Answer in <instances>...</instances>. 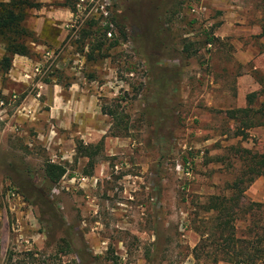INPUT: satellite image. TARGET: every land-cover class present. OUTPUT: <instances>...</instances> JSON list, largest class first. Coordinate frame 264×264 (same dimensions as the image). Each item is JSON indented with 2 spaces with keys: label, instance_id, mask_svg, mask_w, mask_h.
<instances>
[{
  "label": "rangeland",
  "instance_id": "374dc122",
  "mask_svg": "<svg viewBox=\"0 0 264 264\" xmlns=\"http://www.w3.org/2000/svg\"><path fill=\"white\" fill-rule=\"evenodd\" d=\"M103 3L105 18L96 9ZM95 7L47 47L64 54L45 76L33 75L39 57L0 70V264H263L264 177L238 196L224 249L208 244L220 238L205 208L210 196H234L228 185L245 167L244 151L264 154V126L241 138L225 116L244 105V75L256 89L250 107L264 109V73L254 69L264 51V0ZM103 21L110 38L95 35ZM75 53L81 64L72 65ZM50 81L67 105L57 108L59 123L43 96ZM25 98L37 108L34 126L17 123L29 121L16 112ZM47 163L64 169L54 184L43 177ZM199 235L207 246L194 260Z\"/></svg>",
  "mask_w": 264,
  "mask_h": 264
},
{
  "label": "trees",
  "instance_id": "16d2710c",
  "mask_svg": "<svg viewBox=\"0 0 264 264\" xmlns=\"http://www.w3.org/2000/svg\"><path fill=\"white\" fill-rule=\"evenodd\" d=\"M65 4L63 5L67 6L70 12L73 13L76 4L75 0H70V2ZM34 7H38V5L27 0H10L7 4L0 3V45H2L4 51V54L0 58V70L6 71L8 69L14 55L30 56L26 41L29 39L33 40L34 38L24 27L23 21L25 19V10ZM89 22L93 25H90ZM87 23L88 25L81 27V31L79 30L78 40L80 39V44L78 49L80 50H82L84 45L83 39L91 35L90 28L95 25V21L93 20H89ZM108 30L110 29L107 25L104 28L97 27L95 29V35L101 34L105 36V33ZM74 44H77V42H74ZM43 82L47 83L49 80L44 79ZM251 95L252 94H249L246 97V107L225 111L226 118L237 124L233 132L234 136L244 138L246 136V130L264 126V109L261 106L255 109L250 107ZM108 114L110 113L108 112ZM87 147L91 146L89 145ZM87 147L81 146L76 149L83 157L90 158ZM244 153H246V156L244 157V160H246L245 167L243 171L240 172L239 176L228 185L229 190L232 194L234 193V196L229 198H225L224 196H210L207 199L205 209L207 212H211L214 215V225H210V228L217 230L220 238L215 241H210L208 244L214 245L216 248H225V237L220 236H223V232L232 230L231 223L234 220L236 212L234 205H236L238 196H240L257 177H264V154H250L248 151H244ZM63 173L64 169L57 165L47 163L43 167V177L51 184H54ZM253 204L255 206L259 205L257 203ZM205 235L206 237L209 236L207 233ZM199 236V242L192 251L194 260H197L198 258L195 254L196 251L207 246L205 245L206 241L203 236ZM219 242L221 243L220 245ZM248 259L249 257L246 258L247 262ZM233 260L232 257H214L213 264H216L217 262L233 264Z\"/></svg>",
  "mask_w": 264,
  "mask_h": 264
},
{
  "label": "crops",
  "instance_id": "0c3cea01",
  "mask_svg": "<svg viewBox=\"0 0 264 264\" xmlns=\"http://www.w3.org/2000/svg\"><path fill=\"white\" fill-rule=\"evenodd\" d=\"M10 0H0V3L7 4ZM31 3L38 5V7L30 8L25 10V19L23 21L24 27L32 34L33 40H27L26 46L29 49L30 56H20L14 55L11 59L16 67H21V62L27 59L38 58L41 50L47 48L48 46H57L64 41V36L66 33L65 25L71 18L72 13L70 12L67 6L63 4L70 2V0H27ZM66 5V4H65ZM230 9L239 7L229 6ZM4 54L3 47L0 45V56ZM244 61H246V54L243 55ZM258 65L254 69L260 70L264 73V51H262L257 56ZM242 61V62H244ZM246 87H251L249 91H241L237 93L238 100H242L244 105L239 106V108L246 107V97L249 94H252L256 89L252 88V78L249 75H244ZM51 84H44L43 86V96L46 97V104L49 107V114L54 118H58L61 113L57 108L67 109L65 101L60 96V86L50 81ZM256 88V87H255ZM71 94H74L78 97V92L71 91ZM70 95H68L69 97ZM72 98V97H71ZM35 101V99H33ZM69 103V102H67ZM44 104V103H43ZM238 109V108H235ZM17 114L21 116H26L29 118V121L26 119L20 118L17 119L18 126H22L23 123H26L25 126H34L37 124V121L34 123L32 119L34 118L35 110H37L34 103L29 104L28 100L25 98L20 106L16 109ZM19 112V113H18ZM38 112V111H37ZM36 112V113H37ZM65 112V110H64ZM33 116V117H32ZM61 117V116H60ZM60 117L56 120L59 123ZM39 120V119H38ZM47 120V119H46ZM20 124V125H19ZM39 124V123H38ZM259 133L263 132V129L259 128Z\"/></svg>",
  "mask_w": 264,
  "mask_h": 264
},
{
  "label": "built area",
  "instance_id": "2783aa9c",
  "mask_svg": "<svg viewBox=\"0 0 264 264\" xmlns=\"http://www.w3.org/2000/svg\"><path fill=\"white\" fill-rule=\"evenodd\" d=\"M97 1H100V0H77L74 6V12L72 13L71 18L69 19V21L66 23L64 27L65 30L70 31L71 29H73L72 32L75 33L77 31V28L75 27V23H77V21H80V20H86V18L88 19L90 13L96 12L95 5ZM102 1L105 2L106 0H102ZM86 4L88 5L91 4V8L89 7V9L85 10ZM105 5L106 3H103V5L101 4L96 8V9H99L101 16H103L104 18L106 17V14H107V11L105 10ZM106 25L108 28H111V25L107 23L106 21H103L100 26L104 28ZM105 36L107 38H110L111 31L108 30L105 33ZM63 54L64 52H62V50H59V49L53 50L50 48H43L39 54L38 62L32 64L33 75L39 78L45 76V74L48 73L53 66L54 67L58 66V62H59L58 60L60 56H62ZM73 56L75 59L72 61V65H76L79 63L81 64L80 59L82 58L80 57V55L75 53ZM13 98H15L14 95H12V99ZM2 107H3V102L0 100V120H1V115L4 114V110ZM185 174H188V172L186 171Z\"/></svg>",
  "mask_w": 264,
  "mask_h": 264
}]
</instances>
